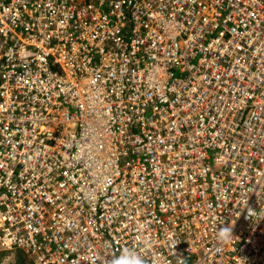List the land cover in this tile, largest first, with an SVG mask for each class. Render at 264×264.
I'll list each match as a JSON object with an SVG mask.
<instances>
[{
    "label": "built area",
    "instance_id": "obj_1",
    "mask_svg": "<svg viewBox=\"0 0 264 264\" xmlns=\"http://www.w3.org/2000/svg\"><path fill=\"white\" fill-rule=\"evenodd\" d=\"M247 202L264 211V0H0V251L264 264Z\"/></svg>",
    "mask_w": 264,
    "mask_h": 264
},
{
    "label": "clouds",
    "instance_id": "obj_2",
    "mask_svg": "<svg viewBox=\"0 0 264 264\" xmlns=\"http://www.w3.org/2000/svg\"><path fill=\"white\" fill-rule=\"evenodd\" d=\"M256 187L252 188L253 192ZM256 195L259 199L261 195V190L256 192ZM247 208V219L251 220L253 217L257 218V223L260 220H264V211L258 212L257 210L252 209L248 206V202L244 205V209ZM235 223L228 224L223 227H218L216 229L215 238L219 246H227L236 240L233 235ZM109 264H147L145 256L142 255L141 251L137 248H123L118 255H114L113 258L109 261Z\"/></svg>",
    "mask_w": 264,
    "mask_h": 264
},
{
    "label": "rangeland",
    "instance_id": "obj_3",
    "mask_svg": "<svg viewBox=\"0 0 264 264\" xmlns=\"http://www.w3.org/2000/svg\"><path fill=\"white\" fill-rule=\"evenodd\" d=\"M21 256H23V254H21V252H17L16 250L8 251L0 258V264H15ZM24 260L26 264H33L30 259L25 256Z\"/></svg>",
    "mask_w": 264,
    "mask_h": 264
},
{
    "label": "trees",
    "instance_id": "obj_4",
    "mask_svg": "<svg viewBox=\"0 0 264 264\" xmlns=\"http://www.w3.org/2000/svg\"><path fill=\"white\" fill-rule=\"evenodd\" d=\"M17 252H21V254H23V256H21L18 261L15 262V264H26L25 260H24V256L27 257L21 250H16ZM8 251H0V258L7 253ZM28 258V257H27Z\"/></svg>",
    "mask_w": 264,
    "mask_h": 264
}]
</instances>
